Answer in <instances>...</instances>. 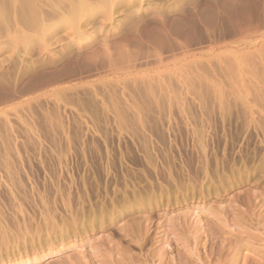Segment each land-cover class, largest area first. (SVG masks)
<instances>
[{
  "label": "rangeland",
  "instance_id": "374dc122",
  "mask_svg": "<svg viewBox=\"0 0 264 264\" xmlns=\"http://www.w3.org/2000/svg\"><path fill=\"white\" fill-rule=\"evenodd\" d=\"M0 264H264V0H0Z\"/></svg>",
  "mask_w": 264,
  "mask_h": 264
},
{
  "label": "clouds",
  "instance_id": "9594fccd",
  "mask_svg": "<svg viewBox=\"0 0 264 264\" xmlns=\"http://www.w3.org/2000/svg\"><path fill=\"white\" fill-rule=\"evenodd\" d=\"M72 17L70 15H64L61 17H58L57 19H54L52 21H46V23H55L56 26L59 24H64V25H68L70 23H72Z\"/></svg>",
  "mask_w": 264,
  "mask_h": 264
},
{
  "label": "bare ground",
  "instance_id": "6f19581e",
  "mask_svg": "<svg viewBox=\"0 0 264 264\" xmlns=\"http://www.w3.org/2000/svg\"><path fill=\"white\" fill-rule=\"evenodd\" d=\"M78 26V25H77ZM80 33V28L79 27H72V29H71V33H69V34H72V36H76V35H78ZM222 225V224H221ZM247 237H249V236H247ZM253 239V238H252ZM251 239V240H252ZM255 239V238H254ZM263 242V241H262ZM261 245V244H260ZM56 254V253H55Z\"/></svg>",
  "mask_w": 264,
  "mask_h": 264
}]
</instances>
